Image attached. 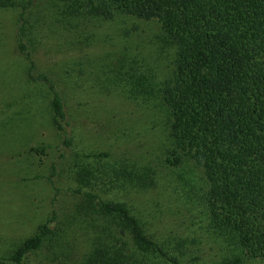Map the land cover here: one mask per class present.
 <instances>
[{
	"label": "rangeland",
	"instance_id": "1",
	"mask_svg": "<svg viewBox=\"0 0 264 264\" xmlns=\"http://www.w3.org/2000/svg\"><path fill=\"white\" fill-rule=\"evenodd\" d=\"M65 13L59 0L34 1L26 11L24 42L63 98L72 138L67 149L51 123L50 95L26 80L25 61L15 50L18 10L0 9V258L34 234L53 209L51 234L26 264L78 263L93 229L81 217L80 197L69 191L77 188L103 200L126 201L158 241L187 238L182 264H214L229 256L205 231L200 201L177 198L179 184L189 179L200 187L199 170L189 161L177 167L164 162L165 120L156 96L170 75L173 50L158 25ZM134 80L150 97L130 95ZM80 165L90 171L84 186L73 178ZM143 170L154 179L145 190L115 182V171ZM243 264L259 263L244 256Z\"/></svg>",
	"mask_w": 264,
	"mask_h": 264
},
{
	"label": "trees",
	"instance_id": "2",
	"mask_svg": "<svg viewBox=\"0 0 264 264\" xmlns=\"http://www.w3.org/2000/svg\"><path fill=\"white\" fill-rule=\"evenodd\" d=\"M34 1L0 0V9L18 10L15 50L25 61L26 80L44 86L50 95L51 123L67 149L72 138L63 98L24 42L26 11ZM59 2L73 18L124 16L158 25L162 41L173 50L170 75L159 83L156 96L165 120L164 162L177 167L189 161L202 177L200 187L190 179L179 184L177 198L200 201L205 231L227 248L230 255L214 264H243L244 256L264 264V0ZM133 84L132 97H150L144 84ZM85 168L80 165L73 177L82 186L90 172ZM50 169L52 174L55 165ZM113 174L122 188L138 191L154 181L146 170ZM69 191L80 197L81 217L93 229L76 264H182L188 254L187 238L158 241L126 201L103 200L78 188ZM56 215L51 209L34 234L0 258V264H26L51 234Z\"/></svg>",
	"mask_w": 264,
	"mask_h": 264
}]
</instances>
